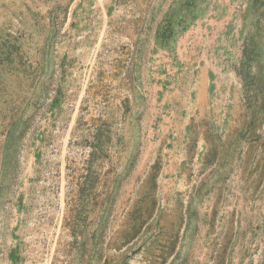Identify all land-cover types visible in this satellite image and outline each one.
Returning <instances> with one entry per match:
<instances>
[{"label":"rangeland","instance_id":"rangeland-1","mask_svg":"<svg viewBox=\"0 0 264 264\" xmlns=\"http://www.w3.org/2000/svg\"><path fill=\"white\" fill-rule=\"evenodd\" d=\"M0 264H264V0H0Z\"/></svg>","mask_w":264,"mask_h":264},{"label":"trees","instance_id":"trees-1","mask_svg":"<svg viewBox=\"0 0 264 264\" xmlns=\"http://www.w3.org/2000/svg\"><path fill=\"white\" fill-rule=\"evenodd\" d=\"M166 33V30H162L161 32H159V36L161 37H165L164 34Z\"/></svg>","mask_w":264,"mask_h":264}]
</instances>
